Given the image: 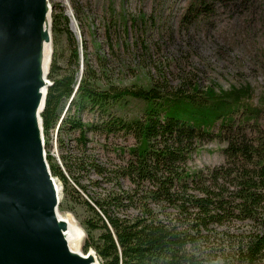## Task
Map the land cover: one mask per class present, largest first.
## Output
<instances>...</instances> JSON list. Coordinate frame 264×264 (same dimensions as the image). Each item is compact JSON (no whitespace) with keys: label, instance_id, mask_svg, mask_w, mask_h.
Wrapping results in <instances>:
<instances>
[{"label":"trees","instance_id":"1","mask_svg":"<svg viewBox=\"0 0 264 264\" xmlns=\"http://www.w3.org/2000/svg\"><path fill=\"white\" fill-rule=\"evenodd\" d=\"M198 1L202 6L197 7ZM210 3L190 0L182 19L208 13ZM73 54L75 67L47 86L40 112L44 135L57 123L58 130L66 125L78 132L82 154L86 133L93 127L105 133L122 132L134 140L122 149L127 157L109 179L116 188L90 199L82 196L85 186L75 172L92 170L105 176L106 170L90 159L86 163L85 156L72 159L74 163L63 156L67 175L47 154L52 175L62 181L63 195L90 213L83 221L84 252L92 248L98 264H207L205 240L214 224L237 218L264 228V94L253 102L247 82L228 89L211 82L200 88L186 76L175 86L166 78L145 76L131 85L111 80L101 84L87 61L78 81L76 49ZM101 73L109 78L105 63ZM51 76L49 70L47 77ZM64 100L77 112H98L101 121L84 123L76 112L61 118ZM214 138L226 142L221 149L223 162L205 170L191 167L192 153ZM124 177L130 188L120 183ZM62 206L59 202L58 209ZM262 256L264 231H255L226 264H259Z\"/></svg>","mask_w":264,"mask_h":264},{"label":"rangeland","instance_id":"2","mask_svg":"<svg viewBox=\"0 0 264 264\" xmlns=\"http://www.w3.org/2000/svg\"><path fill=\"white\" fill-rule=\"evenodd\" d=\"M48 1L51 16L55 17L53 24L51 17L50 26L47 67V73L50 70L53 74L47 77L50 83L57 75L75 67L73 53L76 49L78 81L87 61L101 84L111 80L120 86L131 85L136 79L141 82L148 77L160 81L166 78L175 86L186 76L200 88L211 82L224 89L247 82L253 89V102L264 94V0H205L207 4L212 2L211 11L189 21L182 16L190 0ZM200 6L201 1H198L197 7ZM64 14L68 20L64 19ZM102 63L109 71L108 79L101 73ZM68 101L62 102L61 118L76 112L84 123L99 124L98 112L86 109L77 112L72 105L69 107ZM43 136L46 155L50 154L67 175L63 156L73 163L72 159L85 156L86 163L90 159L106 170L105 176L92 170L87 174L84 170L75 172L85 186L81 194L86 199L116 188L115 181L109 179L127 157L122 149L134 142L122 132L105 133L93 127L86 133V151L82 154L78 132L67 129L66 125L58 130L57 123ZM225 144L218 138L204 141L192 153L188 164L205 170L222 163L221 149ZM53 177L61 186L59 202L63 206L58 212L62 216L69 215L79 228L82 233L79 249L86 253L82 249L83 221L90 213L77 200L66 198L61 179ZM92 179H97L98 183H93ZM120 183L124 188L131 187L126 177L120 178ZM255 231L263 232L264 228L247 219L233 218L214 224L205 240L206 263L226 264L235 257L248 234ZM259 264H264V256Z\"/></svg>","mask_w":264,"mask_h":264},{"label":"water","instance_id":"3","mask_svg":"<svg viewBox=\"0 0 264 264\" xmlns=\"http://www.w3.org/2000/svg\"><path fill=\"white\" fill-rule=\"evenodd\" d=\"M50 26L48 0H0V264H98L71 244L44 148Z\"/></svg>","mask_w":264,"mask_h":264},{"label":"bare ground","instance_id":"4","mask_svg":"<svg viewBox=\"0 0 264 264\" xmlns=\"http://www.w3.org/2000/svg\"><path fill=\"white\" fill-rule=\"evenodd\" d=\"M49 61H46L45 66L48 67ZM44 134V133H43ZM79 233L76 231V233H73V239L71 240V244L74 245L75 249L79 250V242H80V235H78Z\"/></svg>","mask_w":264,"mask_h":264}]
</instances>
